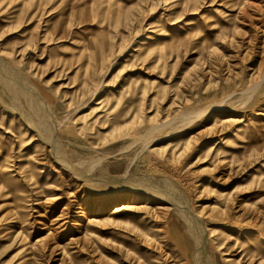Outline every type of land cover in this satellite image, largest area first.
Returning a JSON list of instances; mask_svg holds the SVG:
<instances>
[{
  "label": "rangeland",
  "instance_id": "374dc122",
  "mask_svg": "<svg viewBox=\"0 0 264 264\" xmlns=\"http://www.w3.org/2000/svg\"><path fill=\"white\" fill-rule=\"evenodd\" d=\"M0 64V264H264V0H0Z\"/></svg>",
  "mask_w": 264,
  "mask_h": 264
},
{
  "label": "bare ground",
  "instance_id": "6f19581e",
  "mask_svg": "<svg viewBox=\"0 0 264 264\" xmlns=\"http://www.w3.org/2000/svg\"><path fill=\"white\" fill-rule=\"evenodd\" d=\"M2 63V62H1ZM0 69L2 70V72H3V74H4V72L6 71V72H10L11 73V70L9 71V68L6 66V65H2V64H0ZM13 69V68H12ZM0 70V71H1ZM17 71V70H16ZM7 73H5V75H6ZM17 74V73H16ZM7 76V75H6ZM9 76V75H8ZM11 76H12V74H11ZM10 77V76H9ZM19 77V76H18ZM2 78H3V75H2ZM14 77H12V79H13ZM11 79V77L9 78V79H6V77H5V79L3 78V80H2V82H4V83H6V87L9 89V92H11L12 94H10V95H12V96H15V97H17V96H19V95H23L26 99V102L28 103V106L31 108V111L33 110L34 111V113H36V115H37V118H40L41 120H43V119H47L50 115H49V110H48V108H47V103H46V101L43 99V97L41 96V95H39L38 94V91L36 92V93H33L34 91H33V89L29 92V93H25V90L26 89H24V90H20V88L18 87V88H16V86L15 87H12L13 86V84L10 86V82H12L13 83V81L14 80H12ZM22 80H24V79H22ZM18 82H19V79L17 80ZM20 82H21V87L23 86V87H27V88H29V89H31V85L29 84L28 85V82L26 83V81H24V82H22L21 80H20ZM260 82H261V80H260ZM17 84V83H16ZM32 84V83H31ZM5 85V84H4ZM22 87V88H23ZM34 88V87H33ZM34 90H36L35 88H34ZM28 91V90H27ZM31 93V95H29ZM16 99V98H15ZM222 102V101H221ZM24 112V111H23ZM186 112V111H185ZM25 115H27V114H25ZM191 115H193V114H191ZM183 116H186V114H184ZM197 116H199V115H197ZM36 117V116H35ZM34 117V118H35ZM45 117V118H44ZM188 117V116H187ZM190 117H192V116H190ZM36 118V119H37ZM32 120V119H31ZM52 120V119H51ZM192 120V119H191ZM40 121V120H39ZM45 121V120H44ZM49 121V120H48ZM37 122V121H36ZM46 122V121H45ZM50 122V121H49ZM34 123V122H33ZM39 123V122H38ZM45 124V123H44ZM47 124H48V122H47ZM172 124V123H171ZM33 126V125H32ZM38 126V125H37ZM40 126H42V124L40 125ZM45 126V125H44ZM163 126V125H162ZM43 128V127H42ZM46 130H48V128H46ZM54 131V130H53ZM49 134V133H48ZM47 136V135H46ZM51 136V135H50ZM48 137V136H47ZM44 138V137H43ZM51 138V137H50ZM49 138V139H50ZM54 138V137H53ZM52 139V138H51ZM51 142H53L54 144V146L56 147V145H57V140L56 139H52V141ZM58 143H59V141H58ZM55 148H54V152H55ZM60 150V149H59ZM142 153V152H141ZM58 156L57 157H59V160L60 159H66L65 157H64V155L63 154H60L59 155V153H56ZM55 154V155H56ZM56 157V156H55ZM58 160V161H59ZM60 162V161H59ZM94 164V163H93ZM79 164H73L72 162H70V161H68V165H64L63 164V166L64 167H66L67 169H69L71 172H74V174H77V175H80L81 173H79V171H78V167H80L81 165H82V162H81V165L80 166H78ZM80 170V169H79ZM88 176L90 175V174H87ZM86 174H85V176H84V178H85V180H84V182L86 181L87 182V184L88 185H90V186H93V187H97V188H99V187H112V189H121V188H124V187H122L121 185H117L116 184V182H118V183H122V181H121V179L120 178H118V179H115V178H113V179H109L108 180V182L107 183H105L106 182V179H108L109 177H98V178H92V177H88ZM132 175V174H131ZM112 180V181H111ZM122 180H123V178H122ZM125 180V179H124ZM142 180V179H141ZM128 181V180H127ZM126 182V181H125ZM137 183H138V181H137ZM123 184H124V182H123ZM145 186V185H144ZM93 190V189H92ZM126 190H128V191H130V192H132V190H130V189H126ZM149 190V189H148ZM154 190V189H153ZM152 190V191H153ZM156 191V190H155ZM169 192V191H168ZM171 193V192H170ZM128 195V194H127ZM179 195V194H178ZM132 196V195H131ZM131 196H127V199H131L132 197ZM180 199V198H179ZM170 200V199H169ZM107 203H108V201H107ZM178 206V205H177ZM180 206V205H179ZM178 208V207H177ZM180 208V207H179ZM179 208L177 209V211H179ZM182 208V207H181ZM122 209H124V208H122V207H116V210L114 211V213H116L117 211H121ZM183 210H185V211H182L181 213H182V215L184 216V217H186V218H188V209H184V208H182ZM186 212V213H185ZM190 216H192V215H190ZM190 218V217H189ZM192 218V217H191ZM188 223V222H187ZM201 242V241H200ZM199 245V244H198ZM200 250V249H199ZM200 252H201V250H200ZM201 255V254H200ZM199 255V256H200ZM198 256V258H200ZM198 261V260H197Z\"/></svg>",
  "mask_w": 264,
  "mask_h": 264
}]
</instances>
